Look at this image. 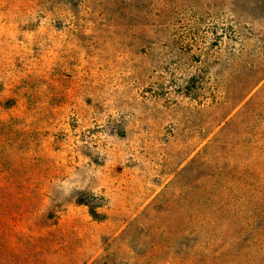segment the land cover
Listing matches in <instances>:
<instances>
[{"label": "rangeland", "instance_id": "374dc122", "mask_svg": "<svg viewBox=\"0 0 264 264\" xmlns=\"http://www.w3.org/2000/svg\"><path fill=\"white\" fill-rule=\"evenodd\" d=\"M0 264H264V0H0Z\"/></svg>", "mask_w": 264, "mask_h": 264}, {"label": "trees", "instance_id": "16d2710c", "mask_svg": "<svg viewBox=\"0 0 264 264\" xmlns=\"http://www.w3.org/2000/svg\"><path fill=\"white\" fill-rule=\"evenodd\" d=\"M1 255V254H0ZM1 258V257H0Z\"/></svg>", "mask_w": 264, "mask_h": 264}]
</instances>
